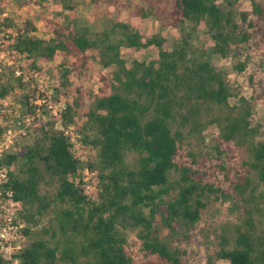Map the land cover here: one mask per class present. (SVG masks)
I'll use <instances>...</instances> for the list:
<instances>
[{
  "label": "trees",
  "instance_id": "16d2710c",
  "mask_svg": "<svg viewBox=\"0 0 264 264\" xmlns=\"http://www.w3.org/2000/svg\"><path fill=\"white\" fill-rule=\"evenodd\" d=\"M51 1L58 10L73 12L71 0ZM224 1L225 6L216 0H141L133 16L151 15L160 27L181 32L169 49L163 47V36L143 37L136 25L121 22L90 33L86 25L67 20L55 24L48 39L30 35L33 27L25 22L26 27L17 26L6 38L32 70L36 57L58 53L80 74L91 50L96 53L91 58L113 69L99 76L100 85L85 106L75 89L57 118L42 120L26 105L34 127L25 128L27 140L0 155L5 169L0 190H10L11 201L20 207L18 216L27 226L18 234L25 242L10 252L16 262H5L0 254V264H190L181 244L201 233L197 225L210 204L226 200L235 220L202 234L213 239L207 258L264 264V140H255L257 130L249 122V102L264 106V76L257 75L264 70V0H249V8L238 11L237 18L230 8L234 0ZM197 27L210 39L208 51L188 41ZM150 46L157 48L155 60L127 64L119 56L121 47ZM211 54L228 57L236 73L250 69L249 101L238 96V104H228L233 92ZM68 73L64 70V79ZM9 75L12 79L0 86L1 98L15 84L28 85L12 69ZM78 108L84 117L81 140L95 150L83 165L72 156L63 133ZM210 125L218 132L216 153L237 160L226 167L215 163L225 188L214 186L202 161L180 157L184 147L202 141ZM129 153L135 155L131 164ZM82 166L98 178L96 200L83 195L73 181ZM173 174L177 177L172 179ZM47 212L50 216L38 230L30 228ZM126 229L135 231L140 257L127 249Z\"/></svg>",
  "mask_w": 264,
  "mask_h": 264
},
{
  "label": "rangeland",
  "instance_id": "374dc122",
  "mask_svg": "<svg viewBox=\"0 0 264 264\" xmlns=\"http://www.w3.org/2000/svg\"><path fill=\"white\" fill-rule=\"evenodd\" d=\"M219 6H225L224 0H216ZM73 7V12H70L66 7H61L58 10L51 0H0V12L5 11L6 17H0V86L5 84L12 77L9 75V70L14 69L17 63H20L21 70L28 75V85L25 88H19L17 85H13V88L8 91L6 97H0V155L4 151H9L15 144L22 143L27 140L25 134V128L34 127V123L31 122V117L25 111L28 105L34 108V113L42 120L48 116L40 114L41 110L47 111L45 106L36 101V98L40 94H46L50 103L55 99L63 102H71L72 93L75 89H78L82 97L84 98V106L87 104L89 96L94 94L98 89L99 76L108 74L112 71L113 66L102 67L96 58H91V55H96L94 50L88 51L89 56L82 67V73H76L69 66V58L62 57L56 53L52 58H35L36 69L28 67V60L25 57H12L7 49L10 48L7 44L6 38H9L16 32V27L22 25L26 27L25 22L30 23L33 27L32 32H28L30 35L42 37L48 39L52 36V28L55 24H62L69 20L75 21L74 23L79 26L86 25L89 32H99L102 29L108 28L112 22L126 23L131 26L136 25V29L143 37L151 35L163 36L165 42L164 48H170L175 41H177L181 32L178 29L172 27L162 28L159 26L157 19L154 16H147L139 18L133 16L131 11L141 4V0H115V3H110L108 0H96L91 3L90 0H71L69 3ZM232 14L237 18V12L240 10H247L249 8V0H234L230 6ZM185 30L190 28V23L184 25ZM188 41L191 45L208 51L210 47V39L208 35L202 30L201 27H197L194 33L188 36ZM157 48L150 46L143 47H121L119 50V56L127 64L131 60H138L148 62L155 60ZM6 59L17 60L12 65H6ZM212 62L219 66L224 71V78L230 87L233 95L228 98L229 105L238 104V96H242L249 101L251 95V89L246 81L247 72L250 69H246L242 73H236L231 68V61L228 57H220L217 54H211ZM8 67V68H7ZM38 70V71H36ZM64 70L69 71L68 75L64 79ZM258 77L264 76V70L257 72ZM56 89V91L54 90ZM250 103V125L255 127L257 133L255 140H264V106L259 102ZM81 108H78V114L74 115L71 120V126L74 130L79 131L80 126L84 122V117L81 115ZM57 118V117H56ZM27 132V131H26ZM217 129L215 126L210 125L202 133V141L198 144L184 147L180 157L182 160L194 159L195 161H202L206 169L210 170L213 178H215L214 186H221L225 188V182L223 181L222 174L215 167V163H219L223 167L233 165L237 162L235 157H232L222 152L217 154L215 150L214 137L217 135ZM87 145V151L85 154L86 161H90L95 150L90 145ZM190 152L191 157L188 158L184 152ZM135 159L133 153H129L126 156V161L131 164ZM85 161V162H86ZM83 165V163H82ZM173 178L177 175L173 174ZM262 185H259V189ZM19 205L16 203L6 201L0 202V229L2 226L8 227L5 231L0 230L2 239L0 242V253L4 260L10 259V252L17 244L25 242V238L16 235V232L20 228L27 226L18 216ZM50 212L39 218L36 227H30L34 230H38L41 225L49 218ZM235 212L232 210L229 200L222 202H214L210 204L203 212L201 219L197 225V228L202 230L201 233L193 237L189 243L181 244V248L185 250V259L190 264H227L225 260H213L208 259L207 255L210 254L212 237L211 235L206 238L202 237V234L208 230L214 229L219 225H226V222H234ZM16 226V228H14ZM230 229V225L226 226ZM126 239V247L132 251L134 256L140 257L141 251L139 249V241L135 235L134 230H124Z\"/></svg>",
  "mask_w": 264,
  "mask_h": 264
},
{
  "label": "built area",
  "instance_id": "2783aa9c",
  "mask_svg": "<svg viewBox=\"0 0 264 264\" xmlns=\"http://www.w3.org/2000/svg\"><path fill=\"white\" fill-rule=\"evenodd\" d=\"M7 13L5 11L0 12V17H6ZM7 52H10L11 56H17V57H21L23 55L17 54L15 53L14 50H12L11 48L7 49ZM14 55V56H13ZM24 57V56H23ZM17 61V60H15ZM15 61L13 60H9L6 59V65H12L13 63H15ZM14 69L13 70V75L14 76H20L22 80L24 81H28V75L25 74V72H23L20 68H17V65L13 66ZM0 72H1V68H0ZM45 97V100L42 99H38L36 98L37 102H41L43 104V106H45V108L47 109V112L54 116V117H58L59 113L63 110L64 108V102L59 100L57 102H52L50 103L48 101V97L46 96V94H42ZM39 97V96H38ZM63 133L64 135H66L68 137L70 146H71V154L74 158H76V160H78L80 163H85L86 158H85V154L87 151V145L85 143L82 142L81 140V134L79 131L74 130L72 128L71 125H67L64 129H63ZM5 178V169L4 168H0V181L4 180ZM73 181L75 183L78 184L80 191L83 195L90 197L92 200H96V196H97V191H98V178L96 177L95 171L94 170H88L86 169L85 166H82L79 168V170H77L75 177L73 178ZM1 195L4 196V199L1 198ZM11 192L10 190H0V202H6V201H11ZM15 203V202H13ZM6 228L8 227H1V231H5ZM14 228H16V226H14ZM19 235L18 231L16 232L15 236ZM2 235L0 234V242H1V238ZM20 244H17L14 247V250L16 251L18 249ZM1 254V253H0ZM2 256V254H1ZM3 258V256H2ZM4 260V258H3ZM5 262L7 261H12V262H16V259H8V260H4Z\"/></svg>",
  "mask_w": 264,
  "mask_h": 264
}]
</instances>
